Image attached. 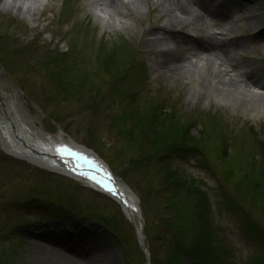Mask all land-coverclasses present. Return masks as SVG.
I'll list each match as a JSON object with an SVG mask.
<instances>
[{
  "label": "rangeland",
  "instance_id": "1",
  "mask_svg": "<svg viewBox=\"0 0 264 264\" xmlns=\"http://www.w3.org/2000/svg\"><path fill=\"white\" fill-rule=\"evenodd\" d=\"M29 1H39L38 14H20L0 4V77L30 93L49 115L50 119L40 122L43 117L36 109L24 111L39 128L53 134L60 131L75 144L92 148L138 194L151 264H204L197 258L214 257L208 240L201 238L197 219L207 204L208 218L221 238L233 245L239 264H264V245L258 247L255 241L251 245L249 238L252 228L264 238L261 98L229 101L228 95L213 92L207 85L193 92L195 80L182 84L159 69L147 54L145 42L154 27L166 24L167 16L159 7L141 4L143 12L137 18L120 8L112 19L129 25L124 29L96 20L87 0ZM252 2L264 20V0ZM236 13L231 12V20L223 17L206 25L191 24L185 30L191 43L171 40L167 57L197 61L203 72L206 58L197 60L184 48L197 50L201 46L196 42L203 38L206 44L208 33L215 35V41L234 37L242 42L229 47L237 68L248 66L250 72L262 75L263 43L246 35L255 31L256 24H249L251 14ZM82 42H88L83 54ZM115 45L120 49L116 56L112 50L111 60L110 51L102 52ZM73 46L79 49L71 50ZM154 47L160 45H150ZM132 52L130 68L123 61ZM42 58L47 75H43ZM139 63H144V70ZM123 67L130 68L129 73ZM252 91L264 93L254 87ZM206 94L211 96L208 100ZM173 141L177 154L169 156L163 147ZM2 156L0 152V264H81L71 254L60 257L53 246L38 243L39 238L53 235L106 249L109 263L103 259L92 264H143L113 203L64 178ZM188 184L196 188L188 191ZM197 188L206 194L205 204ZM227 200L232 208L226 206ZM41 246L46 250L38 251ZM215 246L227 248L225 242Z\"/></svg>",
  "mask_w": 264,
  "mask_h": 264
},
{
  "label": "bare ground",
  "instance_id": "2",
  "mask_svg": "<svg viewBox=\"0 0 264 264\" xmlns=\"http://www.w3.org/2000/svg\"><path fill=\"white\" fill-rule=\"evenodd\" d=\"M33 2V3H32ZM0 4L3 6L11 7L15 12L29 15L30 12L34 14L39 13V1H29V0H0ZM154 6L159 7L164 11L165 16H167L166 24H163L158 28V32L150 31L149 37L145 40L147 43V54L154 60L155 65L162 71L169 72L173 74L178 80L182 81V84H192L195 80V86L192 88L193 92H200V89L206 88L211 89L213 92H221L223 95H228L229 101L240 100L243 98L246 100H252L253 97H260L259 102H264V93H254L252 91L254 88H259L264 91V80L260 74L251 73L245 67L236 66L233 59L229 57L228 48L231 46H241L242 42L231 38L226 42H213L214 37L208 36V42L206 41V47L200 50H195L192 52L191 49H186V53H189L193 58H200L201 60L206 58V68H201V64L197 61L188 59L187 57H177V59H170L167 57L166 51L164 49H158L156 47L150 48V45H161L166 47L164 35L167 36H177L181 43L189 44L191 42L190 37L184 34V30L191 27V24H203L208 22L207 18H219V13L216 10L210 9L208 5L203 0H87L86 5L90 7L93 17L97 20L107 21L106 24L114 26L115 24L120 25L122 28L127 29L129 27L126 23H116L113 21L115 14L120 13V8L126 9L129 14L134 15L136 18L142 15L143 7ZM240 6L238 9L240 12H244L242 4L238 3ZM28 9V10H27ZM33 14V15H34ZM103 18L101 19V17ZM113 18V19H112ZM248 22L256 24V29L250 35L257 39V42L263 43L264 46V20L258 15L253 14L252 17L248 18ZM106 24L103 23L104 26ZM258 24V26H257ZM120 27V28H121ZM76 36V35H75ZM77 37V36H76ZM78 39V37H77ZM86 40V39H85ZM88 42L81 43V53H86L85 47ZM120 43V42H119ZM73 44H76L75 42ZM79 44V41H78ZM75 50H78L77 46H73ZM71 48V50H72ZM110 49V48H109ZM102 52L103 54L108 51L114 50L117 54L120 46L115 45L110 50ZM168 49V48H165ZM204 53V54H202ZM101 55V53H97ZM206 56V57H205ZM109 59L112 60V55H108ZM198 60V59H197ZM45 66L47 62L43 59ZM120 62V59H117ZM198 66H200L198 68ZM42 69L44 67L41 65ZM190 68V69H189ZM196 70L193 72L192 70ZM189 69V70H187ZM39 73L42 74V70L38 69ZM45 70V69H44ZM49 70V69H46ZM121 70V69H120ZM198 70V71H197ZM43 75H46L44 72ZM187 80L185 82L184 80ZM194 83V82H193ZM201 86V87H200ZM253 93L255 96H253ZM211 96L206 94V100ZM257 97V98H258ZM251 98V99H250ZM258 102V103H259ZM43 237L39 238L38 243H45L47 248L53 246V252L58 256H73L75 261L81 264H92V261H98L105 259L107 263L108 257L106 256V249L95 248L89 243H84L81 240L76 242L69 237ZM46 247L41 246L38 251L46 250Z\"/></svg>",
  "mask_w": 264,
  "mask_h": 264
},
{
  "label": "trees",
  "instance_id": "3",
  "mask_svg": "<svg viewBox=\"0 0 264 264\" xmlns=\"http://www.w3.org/2000/svg\"><path fill=\"white\" fill-rule=\"evenodd\" d=\"M159 115H160V113H159ZM158 115V116H159ZM162 120V122L161 123H163L164 122V120L165 119H161ZM162 125L161 124H158V127H161ZM175 174H177V173H175ZM178 175V174H177ZM173 178H176V176H174ZM180 179H181V181L183 182V181H185V182H187L186 181V179L185 178H182V177H179ZM180 181V182H181ZM191 183H193V182H191ZM182 185V184H181ZM194 187V189L196 188V186L194 185V186H191L190 184H188L187 186H186V189L189 191V189L190 188H193ZM197 190H199L198 188H197ZM200 191V190H199ZM201 197L203 198V194H202V192H201ZM199 199H200V197H199ZM179 211L182 213V209H180L179 208ZM197 219H199V221L200 222H202V225H203V227H202V233H201V238H205L206 239V237H208L209 236V241H211V239H210V235H211V231H210V229H209V224H208V222L206 221L205 222V217L201 214L200 216H198L197 217ZM205 223H206V225H205ZM177 247H180V244L178 243L177 244V246L175 247V251L176 250H179ZM211 247V246H210ZM174 255H181V254H174Z\"/></svg>",
  "mask_w": 264,
  "mask_h": 264
}]
</instances>
